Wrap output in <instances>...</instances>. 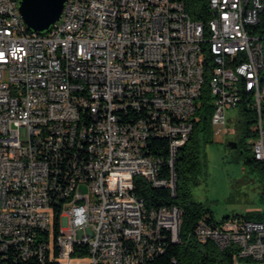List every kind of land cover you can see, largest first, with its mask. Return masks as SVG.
<instances>
[{
  "label": "built area",
  "instance_id": "1",
  "mask_svg": "<svg viewBox=\"0 0 264 264\" xmlns=\"http://www.w3.org/2000/svg\"><path fill=\"white\" fill-rule=\"evenodd\" d=\"M18 1L0 0V256L45 264L55 245L57 264H148L177 242L179 208L146 209L134 178L174 192L205 85L213 135L251 95L248 146L264 164V0H208L205 23L182 0H66L42 34ZM153 138L168 142L166 176ZM194 235L232 264H264V217H202Z\"/></svg>",
  "mask_w": 264,
  "mask_h": 264
},
{
  "label": "trees",
  "instance_id": "2",
  "mask_svg": "<svg viewBox=\"0 0 264 264\" xmlns=\"http://www.w3.org/2000/svg\"><path fill=\"white\" fill-rule=\"evenodd\" d=\"M187 12L192 19L205 23L210 17L207 9L208 0H182ZM261 26L264 27V11L261 18ZM263 74V73H262ZM242 101L239 104L241 109V118L238 119L236 134H241L243 138H253L256 133L249 127L256 121L255 112L251 107H246L245 102L251 101L250 94H243ZM211 95L207 85H205L199 96V104L196 106L193 128L189 138L178 147L174 161L173 172L175 177L174 192L172 193L167 187H153L150 183L141 177L134 178V193L143 198L145 208H157L162 205H175L179 208L180 224L178 229V241L172 242L168 236L167 243L163 253L155 257L148 264H232L229 249L220 250L212 242H201L194 235V229L202 217L208 221H214L212 213L201 203L190 199L188 186L194 183L199 171V144L201 142L212 141V127L210 123V114L212 110ZM235 134V135H236ZM239 146L236 139L231 141ZM231 148V147H230ZM249 155L245 158V163L259 170L264 175V164L253 158L249 146L246 147ZM147 153L160 160L161 175L169 174L167 165L168 142L163 138H153L148 144ZM262 198H264V187L262 189ZM57 211V210H56ZM55 211L54 217V234H57L58 218ZM264 212L255 215H246L247 219H262ZM226 218V217H224ZM38 241L45 243L47 233H43ZM76 248V246H75ZM76 250V249H75ZM10 254L5 258L0 256V264H25L21 261L14 260ZM80 254L73 252V257H81L87 254L85 245L79 249ZM58 249L53 246L51 251L46 250L44 253L45 264H57ZM8 258V259H7Z\"/></svg>",
  "mask_w": 264,
  "mask_h": 264
},
{
  "label": "rangeland",
  "instance_id": "3",
  "mask_svg": "<svg viewBox=\"0 0 264 264\" xmlns=\"http://www.w3.org/2000/svg\"><path fill=\"white\" fill-rule=\"evenodd\" d=\"M226 114L228 123L225 130L223 127L215 135L212 130L213 140L199 144V171L195 182L188 186L190 199L209 209L216 223L264 212V175L245 163L249 155L246 147L251 138L236 134L238 119L241 118L240 106L227 107ZM249 128L253 130L254 124ZM234 139L239 146L230 148L227 142ZM80 189L88 192L84 184Z\"/></svg>",
  "mask_w": 264,
  "mask_h": 264
},
{
  "label": "water",
  "instance_id": "4",
  "mask_svg": "<svg viewBox=\"0 0 264 264\" xmlns=\"http://www.w3.org/2000/svg\"><path fill=\"white\" fill-rule=\"evenodd\" d=\"M66 0H19L18 12L26 29L34 34L47 32L63 11ZM228 146L235 148L231 142Z\"/></svg>",
  "mask_w": 264,
  "mask_h": 264
},
{
  "label": "flooded vegetation",
  "instance_id": "5",
  "mask_svg": "<svg viewBox=\"0 0 264 264\" xmlns=\"http://www.w3.org/2000/svg\"><path fill=\"white\" fill-rule=\"evenodd\" d=\"M230 142H231V141H228V142H227V145H228V143H230Z\"/></svg>",
  "mask_w": 264,
  "mask_h": 264
}]
</instances>
